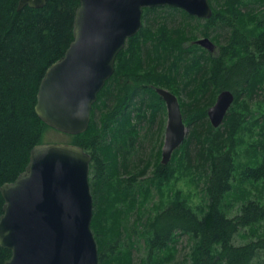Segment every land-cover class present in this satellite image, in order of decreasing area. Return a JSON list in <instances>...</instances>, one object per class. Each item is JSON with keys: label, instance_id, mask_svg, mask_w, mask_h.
<instances>
[{"label": "trees", "instance_id": "obj_1", "mask_svg": "<svg viewBox=\"0 0 264 264\" xmlns=\"http://www.w3.org/2000/svg\"><path fill=\"white\" fill-rule=\"evenodd\" d=\"M18 1L0 0V188L25 170L31 149L43 143L44 133L50 130L35 113L38 86L72 42L79 6V0H46L42 8L17 10ZM209 2L212 16L206 20L172 9L183 15L179 24L169 27L163 20L154 22L155 27L142 24L116 56L113 75L91 107L87 130L67 135L71 144L91 156V229L99 264H133L132 252L140 248L145 252L140 264H171L182 235L188 237L191 248L183 264H251L257 251L264 249V238L233 244L242 229L259 230L264 204L241 198L236 201L241 202L239 213L230 217L227 212L232 207L230 195L242 193L236 190L237 184L264 182V110L249 125L254 116L249 101L264 90V0ZM253 3L263 9H251ZM188 19L203 22L204 37L209 32L217 37V29L226 30L216 55L190 44L196 36ZM155 88L167 89L178 98L190 131L169 164L161 165L160 152L151 176L140 184L137 179L146 174L149 162L129 178L122 175L128 173L127 161L138 147L139 124L146 119L153 122L165 110ZM222 90L231 91L234 102L223 124L213 128L207 109ZM97 109H103L98 119ZM245 131L258 139L242 150ZM239 153L245 155L244 163L238 161ZM120 165L124 170L120 171ZM177 168L203 179L202 203L192 206L177 192L145 223L141 218L123 231L124 215L140 202L138 196L142 193L140 205L144 206L150 188L162 193ZM3 204L0 192V216ZM10 256L9 250L0 247V264Z\"/></svg>", "mask_w": 264, "mask_h": 264}, {"label": "water", "instance_id": "obj_2", "mask_svg": "<svg viewBox=\"0 0 264 264\" xmlns=\"http://www.w3.org/2000/svg\"><path fill=\"white\" fill-rule=\"evenodd\" d=\"M45 4L46 0H19L17 10ZM164 6L198 19L212 16L209 0H79L73 40L38 86V118L62 134L84 133L91 107L113 75L116 56L142 27L144 9ZM196 44L209 51L214 47L207 38ZM155 92L167 113L160 159L167 165L183 144L186 127L178 98L164 88ZM233 102L231 91L218 93L207 109L213 128L223 124ZM90 163L91 156L70 143H40L31 149L25 170L0 188L4 200L0 247L11 252L4 264H99L91 229Z\"/></svg>", "mask_w": 264, "mask_h": 264}, {"label": "rangeland", "instance_id": "obj_3", "mask_svg": "<svg viewBox=\"0 0 264 264\" xmlns=\"http://www.w3.org/2000/svg\"><path fill=\"white\" fill-rule=\"evenodd\" d=\"M210 3V2H209ZM251 9H263V5H257L253 3L250 7ZM174 8H169L167 6L160 7L159 10L156 12L146 13L145 9L142 14V24L145 25H153L155 27L154 22H162L165 21L168 26H174L179 24L182 21V13L179 11L172 10ZM164 19H163V18ZM156 19V20H155ZM155 20V21H154ZM188 23L192 27H194L193 34L196 36L194 40L190 42V44H196V41L199 39L207 38L214 47L211 51L207 50L200 45H197L211 54L216 55L219 46L224 43V39L226 36V30L224 29H217V37H215L214 32H209V36L204 37L201 33L202 30V21H195V20H187ZM149 23V24H147ZM152 26V27H153ZM155 29V28H153ZM212 31V30H211ZM202 50V49H200ZM140 97H144L141 95ZM184 97V96H183ZM135 103H138V98H135ZM233 105V104H232ZM249 106L251 111L254 113V116L250 119V122L254 118H261V111L264 110V90H261L252 97L251 101H249ZM232 107V106H231ZM103 109L95 110V117L98 119L99 115L101 114ZM105 111V110H104ZM149 113H147L148 116ZM135 113L133 116L135 118ZM208 118V117H207ZM135 120L133 119V122ZM262 122V120H261ZM167 123V113L166 108L162 110L156 119L151 122L148 119L144 120L142 123L139 124V140H138V147L135 152L129 157L127 161V174L124 173L122 178H129L130 175L141 171L144 168L146 163H150V167L146 171V174L137 179L141 183L145 181L148 177L151 176L153 171V165L157 162L159 158V154L162 151V146L164 143V133L165 127ZM190 129L186 126V137L189 133ZM257 129H255V132ZM241 137L244 141L242 146V150L247 147V143L253 140L258 139L257 135H249V132L245 131L241 134ZM43 143H70L72 142L71 138L66 134H62L55 130H47L43 137ZM246 143V144H245ZM246 157L243 153H239V160L240 162L244 163ZM175 168L176 165L174 164ZM124 170V166L120 165V171ZM176 170V169H175ZM90 177V176H89ZM236 190L242 191L240 195L235 197L234 195H230L229 201L232 203V207L227 208L228 215L233 217L239 213L241 202L237 200L241 198L251 197L254 199H258L264 204V182L251 184L250 182H245L244 184H237ZM202 188H203V179H199L194 173H188L185 170L180 169V171H176L175 176L168 182V185H165L162 189V193L159 192L156 188L151 187V194L149 200L145 203V205H140L141 200L143 199L142 193L138 196V200L140 202L136 203L133 209H130L127 214L124 215L122 220V227L123 231L130 230L133 228L134 223L138 222L141 218V223H145L151 215L155 214V211L160 209L164 204L168 202V200L177 192H181L182 197L188 199L189 203L192 206L199 205L202 203ZM128 210V209H127ZM261 227L259 230H249L247 228L242 229L237 235L233 238V244L235 246H241L249 243H255L260 239L264 238V223L260 224ZM142 226H139L141 229ZM138 249V246H136ZM191 253L190 243L188 241V237L186 235H182L178 238L174 246V256L171 261V264H183L184 260L187 258L188 255ZM145 256V252L142 248L138 251L134 250L132 252V262L133 264H140V259ZM251 264H264V249L258 250L256 256L253 258Z\"/></svg>", "mask_w": 264, "mask_h": 264}, {"label": "flooded vegetation", "instance_id": "obj_4", "mask_svg": "<svg viewBox=\"0 0 264 264\" xmlns=\"http://www.w3.org/2000/svg\"><path fill=\"white\" fill-rule=\"evenodd\" d=\"M196 45V44H195Z\"/></svg>", "mask_w": 264, "mask_h": 264}]
</instances>
